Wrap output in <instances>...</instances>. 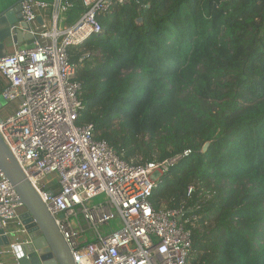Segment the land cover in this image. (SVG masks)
<instances>
[{"label":"trees","instance_id":"trees-1","mask_svg":"<svg viewBox=\"0 0 264 264\" xmlns=\"http://www.w3.org/2000/svg\"><path fill=\"white\" fill-rule=\"evenodd\" d=\"M100 22L69 49L79 124L127 161L191 149L151 196L186 208L189 264H264V0H129Z\"/></svg>","mask_w":264,"mask_h":264},{"label":"built area","instance_id":"built-area-1","mask_svg":"<svg viewBox=\"0 0 264 264\" xmlns=\"http://www.w3.org/2000/svg\"><path fill=\"white\" fill-rule=\"evenodd\" d=\"M80 1L73 19L71 0L19 1L22 22L14 29L33 41L0 57V92L7 101L0 109V135L53 215L75 264H189L186 208L157 210L151 196L160 177L192 150L163 160L127 161L97 138L93 124H79L82 86L69 49L101 35L100 17L129 0ZM102 194L105 201L90 204ZM21 206L0 167V236H16L0 245V264L17 245L29 242L21 237L27 234ZM117 218L122 225L112 229ZM106 225L108 233L102 232Z\"/></svg>","mask_w":264,"mask_h":264},{"label":"water","instance_id":"water-1","mask_svg":"<svg viewBox=\"0 0 264 264\" xmlns=\"http://www.w3.org/2000/svg\"><path fill=\"white\" fill-rule=\"evenodd\" d=\"M20 5L17 3L3 8L0 0V57L5 56L9 41L20 40L22 29L15 28L22 22ZM22 26H27L24 22ZM4 107V106H3ZM0 102V109L3 108ZM207 141L202 151L208 149ZM0 167L21 196L22 206L18 209L19 217L27 229L28 243L21 242L14 249L20 264H75L70 248L65 242L53 215L36 191L25 172L10 152L0 135ZM4 230L0 224V234ZM16 236L13 234L0 236V245H9Z\"/></svg>","mask_w":264,"mask_h":264},{"label":"crops","instance_id":"crops-1","mask_svg":"<svg viewBox=\"0 0 264 264\" xmlns=\"http://www.w3.org/2000/svg\"><path fill=\"white\" fill-rule=\"evenodd\" d=\"M19 1H21V0H2V5H3V8H9V7L14 6L15 4L19 3ZM48 1H52V0H48ZM71 1L74 2L75 0H71ZM69 14H72V16H75L76 12L70 11ZM19 16H21V15L20 14L17 15V17H19ZM19 19H21V17ZM39 21H40V19H39ZM20 22L21 21H18V23H20ZM32 41H33L32 36L29 33L23 32L21 37H20V40L17 42H14L11 39L9 41L8 47L6 49L9 52V51L13 50V48H15L16 46L30 45L32 43ZM12 228H14V229L17 228V223H13ZM21 237L26 239V237H28V235L23 234ZM5 261L7 264H18L16 257H15V254H13V253L11 255L5 256Z\"/></svg>","mask_w":264,"mask_h":264},{"label":"rangeland","instance_id":"rangeland-1","mask_svg":"<svg viewBox=\"0 0 264 264\" xmlns=\"http://www.w3.org/2000/svg\"><path fill=\"white\" fill-rule=\"evenodd\" d=\"M0 102H1V104H2V107L3 106H5L6 105V103H7V101L4 99V97H3V95L1 94V92H0ZM154 177H157L158 176V172H155L154 173V175H153ZM106 200V196H105V194H102V195H100V196H97V197H95L94 199H92L91 201H90V204H92V205H94V204H98V203H100V202H102V201H105ZM122 225V223L120 222V220L117 218V219H114L112 222H111V228L112 229H114L115 227H120ZM109 226H104L103 228H102V232H104V233H108V230H109ZM7 264V263H6Z\"/></svg>","mask_w":264,"mask_h":264}]
</instances>
